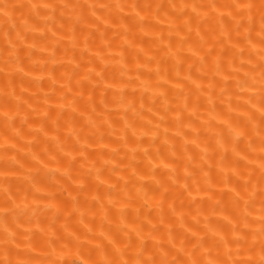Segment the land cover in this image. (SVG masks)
<instances>
[{
    "label": "bare ground",
    "instance_id": "bare-ground-1",
    "mask_svg": "<svg viewBox=\"0 0 264 264\" xmlns=\"http://www.w3.org/2000/svg\"><path fill=\"white\" fill-rule=\"evenodd\" d=\"M238 2L261 0H0V242L7 225L13 259L118 258L130 237L134 258V227L141 259L179 264L201 243L205 261L259 258L264 35L255 10L236 31Z\"/></svg>",
    "mask_w": 264,
    "mask_h": 264
},
{
    "label": "snow or ice",
    "instance_id": "snow-or-ice-1",
    "mask_svg": "<svg viewBox=\"0 0 264 264\" xmlns=\"http://www.w3.org/2000/svg\"><path fill=\"white\" fill-rule=\"evenodd\" d=\"M8 5H2L0 6V11H3L4 15H8L7 9H8ZM45 7H48L47 5H45ZM215 7V6H213ZM226 7L230 8V9H235L238 11L235 12H230L229 15L233 18V20H235V18L237 16L240 17L239 21H236V31L239 32L241 27L245 26V10L247 12V21H248V25L249 28L248 30L251 31V25L254 24L255 21V11H258L260 14V32L262 35H264V0H261V3L259 5H256L254 3H236L233 5H227ZM224 33L222 32V35ZM227 38L231 39V34L227 33ZM261 43L264 44V39L261 40ZM193 55H196L195 52H193ZM206 56H211L212 55V49L210 48L208 50V52L205 54ZM205 57H201V60H204ZM262 59H264V57H262ZM217 71H219V59H217ZM261 100H260V106L259 108H257V111L260 113V122L262 125H264V65H261ZM188 105L187 103L185 104V109H187ZM255 107V105H254ZM5 117H7V113H5ZM180 117H177V120H179ZM254 119V116H250L249 120ZM222 123H225L228 125L230 131L237 137L242 136L244 133L240 130H237L236 128H233L231 126V124L228 123V121H222ZM262 150H264V141H262ZM262 160H264V157H262ZM261 170H262V175H261V182L264 183V163H261L260 165ZM261 212L264 213V207H262ZM261 227L259 229V235L264 238V215H261L260 221H259ZM131 232H135L136 233V238L137 240L140 242L138 247L136 248V252H135V257H129L128 259H124V255H125V251H127V249H130L134 246L135 241L131 240V237L129 239V243L126 246V249L124 251H122L121 249L117 248L116 252L119 253V257L118 258H112L109 259L107 257H102L100 260L97 261H88L85 260L82 262V264H178L177 259L173 258L172 260H168L166 258V255L164 258H161L159 261H157L154 258H149V259H141V257L143 256L144 251H146L147 249L144 246V240L145 237L142 233V229L141 228H137L134 227L130 230ZM3 233H4V238L2 240V245H3V259H0V264H31V261L28 259H24V260H20V259H13V250L12 248L8 247L9 244H11L14 239V233H12L11 231H9V227L7 225H5L3 227ZM174 246V245H173ZM203 247V244L201 243L200 245H197L196 247H194V249L189 252L188 258L184 261H180L179 264H226V262H222L219 260H207L205 261L203 259V256L201 255V257L197 256V252L199 251V249ZM255 245H253L252 249H249V251H253L254 250ZM181 251H183V249H181ZM16 255H19L18 253H16ZM51 264H56V261H52ZM74 264V262H73ZM233 264H237V262H233ZM243 264H264V242H262L260 244V249H259V258L256 260L253 259H249L247 261H244Z\"/></svg>",
    "mask_w": 264,
    "mask_h": 264
}]
</instances>
